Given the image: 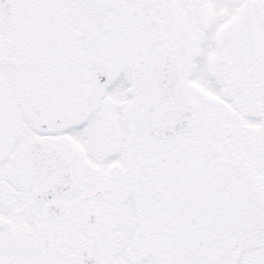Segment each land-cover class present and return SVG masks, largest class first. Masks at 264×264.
Segmentation results:
<instances>
[{
	"label": "snow or ice",
	"instance_id": "6c2138e0",
	"mask_svg": "<svg viewBox=\"0 0 264 264\" xmlns=\"http://www.w3.org/2000/svg\"><path fill=\"white\" fill-rule=\"evenodd\" d=\"M0 264H264V0H0Z\"/></svg>",
	"mask_w": 264,
	"mask_h": 264
}]
</instances>
